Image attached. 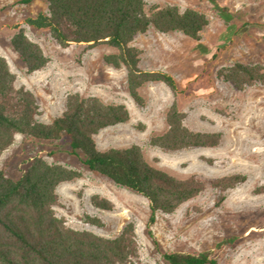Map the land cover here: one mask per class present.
<instances>
[{
  "label": "rangeland",
  "instance_id": "rangeland-1",
  "mask_svg": "<svg viewBox=\"0 0 264 264\" xmlns=\"http://www.w3.org/2000/svg\"><path fill=\"white\" fill-rule=\"evenodd\" d=\"M166 4L181 10L196 8L206 13L209 22L198 39L154 26L134 36L131 44L140 49L139 66L171 73L178 88L174 93L161 81L145 82L139 87L143 98L139 104L130 94L126 69L103 59L116 48L105 43L62 45L48 28L25 22L28 16L48 11L45 0H0V55L14 73L15 85H24L35 94L41 121L61 115L71 92L122 102L130 118L94 135L100 149L137 144L152 165L180 178L195 176L204 182L201 191L173 211H157L151 226L157 244L147 231V198L90 170L83 163L82 151H74L65 132L57 139L17 133L0 154V169L18 178L39 154L50 163L79 170L81 176L56 186V214L71 228L104 236L118 234L126 222L133 221L139 245L135 263L170 264L163 251L196 253L237 236L234 243L214 250L218 264H264V83L238 87L220 73L235 62L264 67V0H146L145 9ZM17 24L49 57L40 69L28 72L13 48L11 37ZM173 102L184 112V124L190 129L220 131L219 143L179 149L152 144L151 136L167 128L165 116ZM232 175L244 179L223 186ZM219 180L221 186L216 183ZM93 194L110 199L114 208L94 206ZM87 216L100 221H89Z\"/></svg>",
  "mask_w": 264,
  "mask_h": 264
},
{
  "label": "trees",
  "instance_id": "trees-1",
  "mask_svg": "<svg viewBox=\"0 0 264 264\" xmlns=\"http://www.w3.org/2000/svg\"><path fill=\"white\" fill-rule=\"evenodd\" d=\"M28 3L32 0H20ZM48 11L25 18L38 28H48L62 45L85 42L93 46L105 43L116 48L103 59L127 71V83L134 100L141 104L139 87L145 82L161 81L174 93L178 91L174 76L164 70L142 69L140 49L131 44L137 33L150 26L160 31L180 30L198 39L209 19L193 7L181 10L177 5H153L145 9L146 0H45ZM11 44L25 62L28 72L43 67L49 60L41 45L30 39L17 24ZM221 75L242 87L254 81L264 83L261 64L235 62L223 68ZM41 110L35 94L24 85H15V75L0 55V154L13 143L17 133L45 139H57L65 132L70 146L80 149L83 163L92 171L126 186L148 200L150 213L147 231L155 244L151 226L157 211L171 212L180 203L196 195L204 182L195 176L177 177L149 163L137 144L100 149L94 139L99 130L130 118L126 104L105 102L96 95L71 92L61 115L50 122L39 119ZM167 128L150 138L154 145L167 149L189 146H212L219 143L220 131H196L184 124V112L173 102L166 112ZM81 176L75 168L50 163L35 155L18 178L0 169V264H145L135 263L139 245L135 224L128 221L114 236H104L86 229H74L56 214V186L64 180ZM244 179L243 175L226 178L223 186ZM221 180L216 183L221 186ZM94 206L113 209L114 203L98 194L91 196ZM99 222L96 217H86ZM237 236L217 242L215 248L200 252L163 251L170 264H218L214 250L234 243Z\"/></svg>",
  "mask_w": 264,
  "mask_h": 264
},
{
  "label": "bare ground",
  "instance_id": "bare-ground-1",
  "mask_svg": "<svg viewBox=\"0 0 264 264\" xmlns=\"http://www.w3.org/2000/svg\"><path fill=\"white\" fill-rule=\"evenodd\" d=\"M264 103V102H263ZM260 115V114H259ZM252 121V120H251ZM250 122V121H249ZM251 124V123H250ZM253 124V123H252ZM256 125H257V123H256ZM259 126V125H258ZM259 128V127H258ZM260 130V129H259ZM261 130H263V129H261Z\"/></svg>",
  "mask_w": 264,
  "mask_h": 264
}]
</instances>
